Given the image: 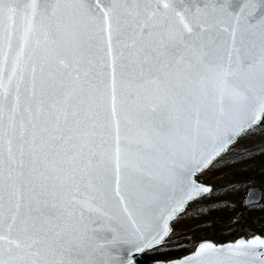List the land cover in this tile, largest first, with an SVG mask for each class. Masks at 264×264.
<instances>
[{
  "label": "snow or ice",
  "instance_id": "1",
  "mask_svg": "<svg viewBox=\"0 0 264 264\" xmlns=\"http://www.w3.org/2000/svg\"><path fill=\"white\" fill-rule=\"evenodd\" d=\"M258 154L264 0H0V264H264Z\"/></svg>",
  "mask_w": 264,
  "mask_h": 264
},
{
  "label": "trees",
  "instance_id": "2",
  "mask_svg": "<svg viewBox=\"0 0 264 264\" xmlns=\"http://www.w3.org/2000/svg\"><path fill=\"white\" fill-rule=\"evenodd\" d=\"M224 179H235L243 183L233 192L228 193L227 199L230 202L228 207L223 208L220 212L210 213L211 218L219 216L223 223L215 228L208 229V234L211 235L214 231L220 233L232 229H235L236 232H242L246 227H260L264 224V199L257 206L246 208L245 213L238 220L233 219L234 211L242 207L245 190L251 186H262L264 188V155L258 154L251 160L231 165V172ZM217 238H220V236L217 235ZM226 238L231 239V237ZM143 257L148 260L156 258L153 253L144 254Z\"/></svg>",
  "mask_w": 264,
  "mask_h": 264
},
{
  "label": "water",
  "instance_id": "3",
  "mask_svg": "<svg viewBox=\"0 0 264 264\" xmlns=\"http://www.w3.org/2000/svg\"><path fill=\"white\" fill-rule=\"evenodd\" d=\"M249 188H255V189H257L258 190V193H259V201L258 202H256V203H249V204H246L244 201H245V198H246V196H247V193H248V190H249ZM247 190H246V192H245V194H244V197H243V205L244 206H252V205H257V204H259L261 201H262V199H263V194H264V192H263V188L261 187V186H251V187H249ZM237 213H239V215L237 216ZM244 213V209L243 208H239V209H237L236 211H235V213H234V215H233V219L234 220H238L241 216H242V214ZM142 253V252H141ZM141 253H136L135 254V264H152V262L151 261H147V260H145V259H143L142 257H141Z\"/></svg>",
  "mask_w": 264,
  "mask_h": 264
},
{
  "label": "rangeland",
  "instance_id": "4",
  "mask_svg": "<svg viewBox=\"0 0 264 264\" xmlns=\"http://www.w3.org/2000/svg\"><path fill=\"white\" fill-rule=\"evenodd\" d=\"M220 179H224V177H221ZM263 192H264V188H263ZM263 199H264V196H263ZM263 199H262V201H263ZM262 203V202H261ZM260 203V204H261ZM254 207V206H253ZM151 257H153L152 255H151Z\"/></svg>",
  "mask_w": 264,
  "mask_h": 264
}]
</instances>
